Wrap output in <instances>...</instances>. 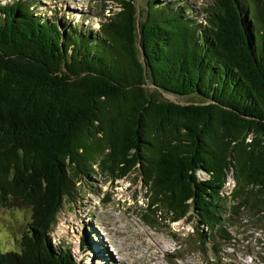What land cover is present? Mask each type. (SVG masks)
I'll use <instances>...</instances> for the list:
<instances>
[{"label":"trees","instance_id":"obj_1","mask_svg":"<svg viewBox=\"0 0 264 264\" xmlns=\"http://www.w3.org/2000/svg\"><path fill=\"white\" fill-rule=\"evenodd\" d=\"M32 2L0 0V209H31L16 249L0 238V264H81L51 234L95 165L115 178L138 169L145 210L196 219L206 264H235L220 256L228 220L264 212V0H211L204 21L167 0L139 19L121 0L98 31Z\"/></svg>","mask_w":264,"mask_h":264},{"label":"rangeland","instance_id":"obj_2","mask_svg":"<svg viewBox=\"0 0 264 264\" xmlns=\"http://www.w3.org/2000/svg\"><path fill=\"white\" fill-rule=\"evenodd\" d=\"M9 0H3L6 2ZM41 16L81 29L98 31L109 15L121 10V0H30ZM141 19L148 0H134ZM190 6L197 19L204 21V6L211 0H167ZM162 99L179 103H201L196 96H181L160 91ZM101 159V157L99 158ZM95 171L77 179L76 194L67 200L51 234L54 246L66 245L81 264H206L213 251L209 243L200 242L197 221L189 215L179 221L172 213L145 210L148 192L141 172L136 169L127 177ZM201 179L206 178L199 172ZM233 172L223 195L236 187ZM148 214L150 219H145ZM226 228L232 240L223 244V262L264 264V212L247 208L233 214ZM31 209L9 206L0 209V238L4 250L18 247L23 233L28 231ZM152 221L153 223H150ZM199 229V230H198ZM100 242V253L94 256ZM100 254V255H99Z\"/></svg>","mask_w":264,"mask_h":264},{"label":"bare ground","instance_id":"obj_3","mask_svg":"<svg viewBox=\"0 0 264 264\" xmlns=\"http://www.w3.org/2000/svg\"><path fill=\"white\" fill-rule=\"evenodd\" d=\"M100 248H101V245H100V242H98V244L95 245V248H94V251H93L94 256H97L98 253H100Z\"/></svg>","mask_w":264,"mask_h":264}]
</instances>
